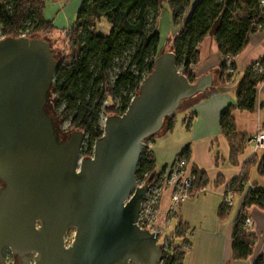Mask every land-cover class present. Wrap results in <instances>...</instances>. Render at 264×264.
Segmentation results:
<instances>
[{"label":"water","instance_id":"water-1","mask_svg":"<svg viewBox=\"0 0 264 264\" xmlns=\"http://www.w3.org/2000/svg\"><path fill=\"white\" fill-rule=\"evenodd\" d=\"M56 66L46 39L0 37V264L8 248L33 256L19 264H159L158 232L137 223L147 183L138 184L136 167L144 141L182 100L209 87L210 75L189 81L175 52L161 50L81 157L84 131L60 139L46 110Z\"/></svg>","mask_w":264,"mask_h":264},{"label":"trees","instance_id":"trees-1","mask_svg":"<svg viewBox=\"0 0 264 264\" xmlns=\"http://www.w3.org/2000/svg\"><path fill=\"white\" fill-rule=\"evenodd\" d=\"M83 0L76 15V20L69 26V47L63 57L57 62L51 91L55 101L64 102L61 117H69L73 127L86 132L88 148L92 153L93 143L103 133V128L97 126V116L104 99L109 97L114 89H125L134 95L144 76L153 67L155 56L161 51L158 47L159 31L155 20L162 3L167 2L173 16L182 17L181 29L171 37L172 48L176 55L179 71L189 81L196 80L194 65L199 59V43L206 34H211L221 55L237 54L244 46L247 34L256 28L258 23H264V12L260 10L259 0ZM46 0H0V36L32 34L38 31H49L56 28L50 19L43 16ZM191 6V7H190ZM190 11L185 16L186 11ZM154 21L148 28V16ZM179 17V18H180ZM105 18L111 28L107 34L97 30L96 24ZM30 22V27L28 23ZM129 60L119 66L113 80L108 75V67L114 55H122L129 51ZM264 64V55L261 58ZM93 63V65H91ZM221 78L229 80L234 73L227 70L222 60ZM264 79V69L260 72L248 68L236 83V100L229 103L220 112L219 124L231 147L230 158L237 163V156L244 150L251 136L237 131L234 122L233 109L253 110L255 107V87ZM197 94V93H196ZM195 94V95H196ZM131 95H122L119 108L125 110ZM191 96L192 98L195 96ZM188 97V98H191ZM186 98V99H188ZM108 110L114 108L107 105ZM174 113L167 116L169 128ZM189 148L186 146L177 156L188 158ZM256 162L250 158L244 165L241 174L230 181L226 190L233 193L244 192L249 176L247 168ZM261 173H264V155L258 163ZM155 158L149 144H143L138 164L136 179L152 181L157 172ZM196 179L189 195L200 190L207 183L206 174L194 168ZM252 204L264 207V189L256 184L249 185L245 190L239 212L234 220L231 234V250L234 259L247 258L255 243V235L245 225L248 208ZM226 205L219 208L221 217L227 214ZM187 224L178 220L177 226L165 236L167 245L162 250L159 264H184L187 241L185 231ZM264 256L258 257L253 264H263Z\"/></svg>","mask_w":264,"mask_h":264},{"label":"crops","instance_id":"crops-1","mask_svg":"<svg viewBox=\"0 0 264 264\" xmlns=\"http://www.w3.org/2000/svg\"><path fill=\"white\" fill-rule=\"evenodd\" d=\"M82 1L57 0L59 4L57 9L61 11L64 7L70 6L71 11L77 15ZM195 1L192 0L191 5ZM190 7L185 16L188 15ZM52 8L46 7L45 4L43 16L55 24L58 14L53 12ZM181 18L177 30L171 37L181 29ZM156 21L157 19L155 20L157 28ZM107 26L106 32H100L107 34L111 28L109 23ZM198 47L199 59L194 65L196 79L209 74L211 85L193 98H188L186 104L174 112L169 128L167 120L159 132L147 138L155 158L154 171L158 172L168 166L187 146L188 164L203 171L208 179L206 188L185 198L180 204L178 215L174 216L177 219L176 225L179 219L187 224L185 236L189 245L185 248L184 264H253L258 257L264 256V207L252 204L248 208L247 215L252 221L247 225V229L254 233L255 243L247 258L232 257L231 234L245 190L252 184L264 189V173L258 168L259 160L264 155V145H257L250 139L237 156V163H233L230 158V143L221 130L219 115L226 105L235 103L236 83L239 77L254 60L261 59L264 55V23L248 32L244 46L234 56L233 76L227 81L221 78L222 55L214 37L206 34ZM255 90L253 110L238 107L233 109L237 131L250 136L264 131V79L256 84ZM252 157L256 158V162L246 167L249 180L244 192L233 193V204L226 207L227 214L221 217L219 208L224 203V191L230 181L241 174L244 164ZM170 192V189L166 188L161 193L158 225H164L168 222L167 219L172 217L167 214Z\"/></svg>","mask_w":264,"mask_h":264},{"label":"rangeland","instance_id":"rangeland-1","mask_svg":"<svg viewBox=\"0 0 264 264\" xmlns=\"http://www.w3.org/2000/svg\"><path fill=\"white\" fill-rule=\"evenodd\" d=\"M54 1V2H53ZM49 4V5H48ZM57 0H46V7L51 6L53 12H56L58 15L55 19V26L56 28L51 29L49 31H38L32 34H23L28 37H40L43 39H46L49 44L51 51L56 58L57 62L63 57L64 53L68 51L69 47V31L65 30V28L71 26L73 22L76 20V12L73 10L70 6L68 8L62 9L61 11L57 9L58 7ZM56 8V9H54ZM57 10V11H55ZM74 12V13H73ZM179 17L180 16H173L171 9L169 8V4L167 2L162 3V6L159 9L158 15H157V30L159 31V45L158 47L161 48V50H173L172 48V40H171V34H173L179 25ZM28 27H30V22H27ZM154 21L152 19V15L148 16V24L147 27H152ZM108 22L105 18H101L100 21L97 22L96 28L98 31L106 32ZM131 52V49L129 51L124 52L122 55L116 54L112 57L111 63L108 67V75L110 80H113L115 77L116 72L118 71V68L122 64H126L129 60V53ZM93 65V63L91 64ZM122 95H131L129 91L122 89V90H115L113 93L103 100L98 116L96 124L97 126H100L103 128L104 118L105 116L109 114H114L119 112L120 105L122 103L121 96ZM187 102V99L182 100L180 103V106H184ZM50 104V106H49ZM113 105L114 108L112 110H108L106 108L107 105ZM64 107V102L61 101L58 104L55 101V96L53 95L52 91L50 90L47 96V103H46V110L51 115L54 125L57 127V130L60 133H69L73 129H77L76 127H73L69 123V117H61L60 113L62 108ZM178 107V108H179ZM168 118L166 117L164 120V124L162 128L166 125ZM144 144L147 143V139L144 141ZM88 148V137L86 132H84V136L82 138L81 147H80V156L86 157L89 156V154L86 152ZM92 154V153H91ZM90 154V155H91ZM177 222L176 217L172 216L170 219L168 218V222L164 229L161 231L158 241L160 243L163 242L166 235L171 234V232L174 230ZM74 234V227H71L67 230L65 233V242L70 243ZM188 235V234H187ZM167 241V239H165ZM189 243L188 240L183 243V248L188 247ZM15 263L18 264V260L15 258ZM130 264H142V263H134L131 262Z\"/></svg>","mask_w":264,"mask_h":264},{"label":"built area","instance_id":"built-area-1","mask_svg":"<svg viewBox=\"0 0 264 264\" xmlns=\"http://www.w3.org/2000/svg\"><path fill=\"white\" fill-rule=\"evenodd\" d=\"M260 10L264 12V0H259ZM261 26L262 23H258ZM69 31V27L65 28ZM23 35V34H22ZM3 37V36H0ZM235 55L226 54L222 56V60L225 62L228 71L233 69V59ZM250 68L260 72L264 69V64L261 59L254 60ZM133 97L131 95L130 99ZM257 145H264V131H260L250 138ZM142 150V149H141ZM196 179L194 168L188 164V158L176 156L174 160L166 166L164 169L157 172L156 177L150 181L137 180L138 184L147 183V190L143 200L141 201L140 212L137 218L139 226L148 228L151 231H157L160 235L164 225H158L157 217L160 212L159 200L161 193L164 189H170V204L167 209V214L171 216H177L181 202L189 196V191L192 187L193 182ZM206 188V185L202 186L200 190ZM224 204L227 207L233 204V192L229 190L224 191ZM168 220V219H167ZM251 218L247 215L245 218L244 225L251 223ZM162 247L165 248L167 241L164 239L161 243Z\"/></svg>","mask_w":264,"mask_h":264},{"label":"flooded vegetation","instance_id":"flooded-vegetation-1","mask_svg":"<svg viewBox=\"0 0 264 264\" xmlns=\"http://www.w3.org/2000/svg\"><path fill=\"white\" fill-rule=\"evenodd\" d=\"M49 106H50V104H49ZM56 129H57V127H56ZM77 130L83 131V130H81V129H79V128H77ZM57 131H58V130H57ZM58 134H59L60 139H65L66 136H67L69 133H60V132L58 131ZM0 186H2V182H0ZM15 258L18 260V264H19L21 258H24V259H26V260L29 261V262H32V261H33V256H32V255H26V256H24V257H21V256L15 254V253H13V252L8 248V249L6 250V264H16L15 261H14Z\"/></svg>","mask_w":264,"mask_h":264}]
</instances>
